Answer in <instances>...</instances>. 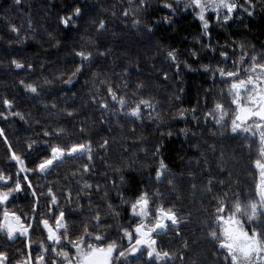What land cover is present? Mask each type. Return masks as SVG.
I'll list each match as a JSON object with an SVG mask.
<instances>
[{"label": "trees", "instance_id": "obj_1", "mask_svg": "<svg viewBox=\"0 0 264 264\" xmlns=\"http://www.w3.org/2000/svg\"><path fill=\"white\" fill-rule=\"evenodd\" d=\"M175 3L0 0V173L9 178L7 184L0 181V192L11 191L17 181L21 185V191H13V197L0 204V220L6 210L32 226L26 237L9 239L0 232L6 264H22L30 253L35 261L43 255L44 264H61L57 256L51 254L50 260L44 251L50 244L42 224L47 219L55 225L61 211L72 239L87 230L113 234L112 240L117 241L132 203L141 194L155 195L158 201L161 161L169 171L181 170L177 184L182 190L177 199H167L177 209L166 208L189 219L182 224L183 233L203 234L208 227L207 218L215 216V197L220 196L213 188L225 184L227 171L230 186H244L246 197L242 200L239 191L232 190L229 201H258L254 164L259 146L239 138H214L207 116L217 103L231 112L224 95L229 81L216 70L238 68L234 61H221L229 40L250 45L249 51L259 45L264 36V0H236L240 20L230 28L223 23L211 25L206 34L188 14L175 9ZM251 11L254 14L249 15ZM67 17L72 19L66 27L62 21ZM208 49L215 59H209ZM78 52L89 59L83 60ZM169 52L175 54V61ZM14 62L23 67L16 68ZM69 78L71 84L66 82ZM25 85L36 87L37 92ZM109 88L125 100L123 106L111 99ZM141 100L151 107L140 105L139 118L131 116ZM104 103L107 108L101 107ZM17 113L23 125L10 118ZM76 144L90 146L91 152L64 155L45 172L38 170L53 147ZM248 146L251 151H244ZM13 153L23 165L11 158ZM256 230L264 231V217ZM29 245L41 248L30 252Z\"/></svg>", "mask_w": 264, "mask_h": 264}, {"label": "snow or ice", "instance_id": "obj_2", "mask_svg": "<svg viewBox=\"0 0 264 264\" xmlns=\"http://www.w3.org/2000/svg\"><path fill=\"white\" fill-rule=\"evenodd\" d=\"M17 4L21 0H15ZM191 6L199 9L198 18L203 22V28L208 29L209 23L205 19V10L211 9L212 11H217L218 9H226L227 13H232L237 7L236 4L229 3V0H207V2H202V0H190ZM165 7H170V5H165ZM80 10L77 8L75 11L76 15H79ZM251 15V12L248 13ZM127 15V13H125ZM231 16L228 15L225 19H230ZM71 17L65 18L62 22L67 27ZM99 28L103 29L104 24L101 23ZM16 32V28L11 29ZM83 60H88L89 56L83 52H78ZM225 55V54H222ZM168 56L175 61L176 56L173 52H169ZM251 60V65L248 68L239 69L234 68L231 71H226L225 69L219 68L216 71L221 77L235 78L232 79L229 93L232 96L231 103L235 105L233 110L234 116L231 119V130L233 133L242 131L244 133L252 132L253 135L259 133V141L261 145L260 155L264 156V57L258 62L255 56L249 58ZM15 63V62H14ZM234 64L237 62H233ZM239 64L244 63V56L240 58ZM16 68H21L23 65L15 63ZM80 71L78 67L76 72L72 75L75 76L76 73ZM205 71L209 69L205 68ZM243 71L245 73L244 77H241L240 73ZM71 84L73 81L69 78L66 81ZM26 89L32 93L37 92V88L32 85H25ZM108 93L113 101H117L123 106L126 102L123 98H117L116 93L109 88ZM4 104L11 107V104L5 100ZM140 105L151 107V104L147 100H141L139 104L132 109L129 113L131 116L139 118L141 113ZM101 107L107 108L106 103L102 104ZM215 113H220L216 123H221L228 112L224 109L223 105L217 103L214 109ZM16 115H19L18 113ZM71 115V113H69ZM213 115V113H209ZM23 119V117H21ZM252 121V124L248 122ZM63 131V130H61ZM3 135V131L0 130V136ZM45 135L49 133L45 132ZM90 153L91 148L85 144L72 145L70 148L53 147L51 149V157L43 160L38 165V170L43 173L48 170L54 163L61 159L64 155H73L75 153ZM18 164L23 165V160L17 156L15 153L11 157ZM89 159L91 156L89 155ZM256 166L260 169L261 182L258 185V195L259 200L257 202L250 203L244 206L242 210L241 204L239 202L235 203L234 211H231L230 215H225V206L220 203L217 208L218 215L216 216V222L220 226L217 230H213L210 235L213 240L218 241V247L226 251V259L229 260V264H264V231L246 230L243 226L241 219L238 218L237 214H243L248 218L249 221L257 219L258 215H264V163L259 160L256 161ZM166 168L163 161L160 163V169L164 170ZM25 171L23 167L20 169ZM88 169L85 168V171ZM160 172L157 173V178L160 176ZM27 179V177H25ZM9 178L5 177L0 173V181L7 184ZM31 187V185H29ZM85 188H90L88 184L84 185ZM21 191V185L19 181L16 182L15 188L11 191L0 192V204L7 202L9 196L12 192ZM35 195V193H33ZM51 195V192L49 193ZM52 203H56L55 196H52ZM111 207V206H109ZM132 213L134 216L140 218L139 223L134 229L135 239H133V233L125 230L123 235L129 241L131 247L124 249L121 248L116 241L109 242L104 234H92L85 230L84 235L77 240H71L68 237V232L66 225L63 223L64 213L60 212L59 216L55 219V230L49 224L47 219L42 221L44 228L47 230V239L54 244H60L61 240H67L71 244L72 248L75 249V255L69 257L68 251H58L57 256L62 257L67 264H114L115 259L127 258L128 255H135L140 252L141 248H146L147 256L149 259L155 257L157 260H163L165 258H170L168 252H159L156 250L154 245L156 244L155 239H153L152 234L157 232L158 229L163 230L167 227L166 221H170L171 224L175 225L178 223L177 215L172 209L165 210L164 208H159L154 214L149 208V199L147 193L141 194L140 197L131 205ZM150 214L154 215V223L146 224L145 221L148 220ZM97 220V226H99L100 217L97 215L95 217ZM30 225H25L22 222L21 217L15 215L14 213H9L8 211L3 212V219L0 220V232L7 234L9 239H13L17 233L20 235H27L29 232ZM63 229V231H61ZM89 237L85 240L84 237ZM100 242V243H96ZM43 247V245H42ZM56 251L55 248L51 249ZM48 251V249H44ZM7 255L0 252V264H6ZM32 257L29 254L28 264H31ZM44 256L40 255L35 264H43Z\"/></svg>", "mask_w": 264, "mask_h": 264}, {"label": "flooded vegetation", "instance_id": "obj_3", "mask_svg": "<svg viewBox=\"0 0 264 264\" xmlns=\"http://www.w3.org/2000/svg\"><path fill=\"white\" fill-rule=\"evenodd\" d=\"M236 4V0H232ZM240 13L237 8L232 13H227L226 9L222 10V13L218 15L219 21L214 22L212 25H218L220 23H223L227 28H230L233 24L237 23L240 19ZM251 14H254V11H251ZM230 15V19H225L226 16ZM211 28V27H210ZM232 38V37H231ZM234 39V38H232ZM261 41L259 42V45H256L251 49V51L248 50L250 45H247L246 43L244 45L237 44L233 40H229L228 42V52L223 55L221 58V61H237L238 68L239 69H244L248 68L251 65V60L249 59L252 56H255L257 58V61L259 62L262 57H264V36H260ZM208 51L211 52L210 49ZM212 58L211 60L215 59L216 54L212 53ZM244 56V63L239 64L238 62L240 61L241 56ZM232 69V68H231ZM241 77L245 76V73L241 71L240 73ZM232 79L235 78H227L225 77L224 80L229 81V86L224 92L226 101L230 103L231 105V112H228V115L225 116V119L221 123H216V119H218L220 113H215L214 110L211 112L213 115L207 116L208 124L210 130L209 133L214 136V138L223 140V141H229L231 137L233 138H239L240 140H248L250 145H258L259 146V153L261 151V145L259 141V133H256V135H253L252 132L244 133L242 131H238L236 133H233L231 130V119L234 116V108L235 105L231 103L232 96L229 93L230 85L232 82ZM217 115V117H216ZM259 123H264L257 121ZM249 124H252V121L248 122ZM264 130V129H262ZM249 150L251 151L250 146L245 147L244 151ZM216 152V150H213ZM246 159L245 153L242 154L241 161L244 162ZM261 163H264V156H261L259 154V159ZM166 168L164 170H160L159 172L161 173L158 180L161 182V186L159 187V190L161 191L160 194H158V201L156 200L155 195L148 194V199H149V208L151 209V212L154 214L159 208H164L165 210L167 209L166 207L169 205L172 208L177 209V205L174 201L173 203H170L167 199L170 197L172 200L177 199L178 193L181 192L182 188L179 187L177 184V179L181 174V170H172L169 171L167 169V163H165ZM196 168L191 170L192 174H196ZM254 168L257 171V177H258V185L261 182V176H260V169L256 166V161L254 164ZM171 176V179H170ZM230 175L229 171L225 173L224 177V185L223 186H217L214 187L213 189L218 191V194L220 196H216V204L214 205L215 210V216L214 218H207V224L208 227L205 228L202 232L203 234H199L196 232L192 233H183L184 228H183V223L188 222L189 219H182L180 217H177L178 223L173 225L171 224L170 221H166L167 227L164 228L163 230L158 229L157 232L152 234L153 239H155L156 244L154 247L156 248L157 251L159 252H168L170 254V258H165L163 260H157L155 257L149 259L147 256V249L146 248H141L140 252H137L135 255H128L127 258H120V259H115L114 264H229V260L226 259V251L224 249H220L218 247V241L213 240L210 233L213 230H217L220 226L216 222V216L218 215L217 213V208L219 207L220 203H223L225 206V215H230L231 211H234V205L237 202H231L229 201L231 198V191H239V194L237 195L238 198L245 200V188L244 186H230ZM171 192V195L168 196V192ZM257 196L259 200V195H258V186H257ZM241 204L242 210L244 209L245 205L244 202H239ZM176 213V212H175ZM177 215V213H176ZM238 218L241 219L243 226L246 230H249L251 232L252 230H256V228L259 226L261 220L263 219L264 215H258L257 219L249 221L246 216H244L242 213L237 214ZM155 217L154 215L150 214L149 218L147 221H145L146 224L149 223H154ZM140 218L137 216H134L132 213V209L130 210L129 217L125 221L126 228L122 231L119 239L116 241L117 244L124 249H127L131 247L129 244V241L124 237L123 233L125 230H128L129 232L133 233V239H135V233L134 229L139 223ZM53 229L55 230V225H51ZM31 230V229H30ZM46 235H48L47 230L44 228ZM63 231V229H61ZM30 231L28 232L27 235H20L17 233L16 236H21V237H26L29 236ZM112 235L113 234H104L106 239L111 242L112 240ZM69 237V236H68ZM71 240H77V239H72L69 237ZM85 240H88L89 237L85 236ZM100 243V242H96ZM49 248L47 251V257L50 258L52 255L57 256V252L61 251L60 248H64V251L69 252V257H73L75 255V249L72 248L71 244L68 243L67 240L62 239L60 244H54L53 242L49 241ZM33 245H29L30 252L32 250ZM41 246L36 245V250L40 249ZM44 247H42L43 249ZM55 248L56 251H50L49 249ZM34 250V249H33ZM46 252V251H45ZM60 259L61 264H67V262L60 256H57ZM44 264V263H43Z\"/></svg>", "mask_w": 264, "mask_h": 264}, {"label": "rangeland", "instance_id": "obj_4", "mask_svg": "<svg viewBox=\"0 0 264 264\" xmlns=\"http://www.w3.org/2000/svg\"><path fill=\"white\" fill-rule=\"evenodd\" d=\"M202 2H207V0H202ZM229 3H233L232 0H229ZM175 9H177L178 11L184 13V14H188L193 23L198 26L202 32L204 34H206L208 32V30L210 29L211 25L214 23V22H217L219 21L218 19V15H220L222 13V10L223 9H218L217 11H212L211 9H206L205 10V19L208 21L209 23V27L207 30H205L203 28V22L198 18V14H199V9L195 8L194 6H191L190 4V0H176V3H175ZM220 13V14H219ZM207 56L209 57V59L211 60L212 58V54L210 51L207 50ZM224 107V106H223ZM225 109V108H224ZM217 117V115H216ZM10 118L13 119L15 121L16 124H19V125H23L24 124V120L21 119V116L20 115H16V114H12L10 115ZM211 118V116H210ZM25 177H27V179H25V181H27L29 184H30V181L28 179V176L27 174H25ZM13 197V195H10L9 198ZM195 196L191 197L190 200H192V202H195L197 198H195ZM27 226V225H26ZM32 226H30L29 228V231L31 229ZM36 246L34 245L32 247V249H35ZM31 257H32V261H31V264H35V260L32 256V254L30 253ZM29 256V255H28ZM22 264H28V259L25 261V262H22Z\"/></svg>", "mask_w": 264, "mask_h": 264}, {"label": "water", "instance_id": "obj_5", "mask_svg": "<svg viewBox=\"0 0 264 264\" xmlns=\"http://www.w3.org/2000/svg\"><path fill=\"white\" fill-rule=\"evenodd\" d=\"M77 154H79V153H75V154H73V155H70V157L75 156V155H77Z\"/></svg>", "mask_w": 264, "mask_h": 264}]
</instances>
